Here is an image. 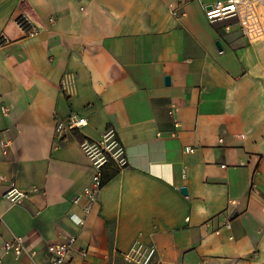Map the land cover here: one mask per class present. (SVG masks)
Masks as SVG:
<instances>
[{
	"label": "crops",
	"instance_id": "1",
	"mask_svg": "<svg viewBox=\"0 0 264 264\" xmlns=\"http://www.w3.org/2000/svg\"><path fill=\"white\" fill-rule=\"evenodd\" d=\"M217 1L0 0V264H50L72 238L70 264H133L136 242L165 264H264V37L211 24ZM71 115L87 125L58 136ZM109 128L128 167L85 217L74 200L97 169L80 143Z\"/></svg>",
	"mask_w": 264,
	"mask_h": 264
},
{
	"label": "built area",
	"instance_id": "2",
	"mask_svg": "<svg viewBox=\"0 0 264 264\" xmlns=\"http://www.w3.org/2000/svg\"><path fill=\"white\" fill-rule=\"evenodd\" d=\"M204 10L211 24L234 21L238 25L242 36L249 43H254L264 37V20L259 11L257 0H219L207 8L204 7ZM12 24L25 38H34L39 34L33 18L27 13L22 12L17 15L12 19ZM11 43L12 40L9 36L4 34L0 37V49L6 48ZM170 113L173 114V111ZM87 123L85 118L71 115L66 120L57 123L56 134L61 137L66 132L80 131ZM80 147L91 166L97 169L90 186L84 190L82 196L74 200L76 205L80 203L81 198L86 200L83 205V214L87 217L98 203L99 194L104 186L103 170L110 164H113L119 170L124 169L128 167V159L126 148L121 143L114 128L107 129L100 141L83 140ZM186 151L192 152L194 149L188 147ZM0 182H2V178H0ZM28 196V193L11 186L5 193L4 198L12 204H17L28 198ZM79 223L83 224L84 220H79ZM75 244L76 238H72L64 244L50 245L48 247L50 264H70V257ZM26 248L27 241L25 238L16 237L4 243L5 251L15 256L23 255ZM81 255L85 259L88 254L82 252ZM156 255L157 250L155 247L136 242L123 254V257L127 262L133 264H165L164 262H157Z\"/></svg>",
	"mask_w": 264,
	"mask_h": 264
},
{
	"label": "trees",
	"instance_id": "3",
	"mask_svg": "<svg viewBox=\"0 0 264 264\" xmlns=\"http://www.w3.org/2000/svg\"><path fill=\"white\" fill-rule=\"evenodd\" d=\"M119 169L115 168L113 164L107 166L106 169L103 170V185L109 183L116 175L119 173Z\"/></svg>",
	"mask_w": 264,
	"mask_h": 264
},
{
	"label": "water",
	"instance_id": "4",
	"mask_svg": "<svg viewBox=\"0 0 264 264\" xmlns=\"http://www.w3.org/2000/svg\"><path fill=\"white\" fill-rule=\"evenodd\" d=\"M218 45L220 46V44H218ZM167 81H169V79H167ZM182 193H183L184 195H187V194H188L187 189H186V188H183V189H182Z\"/></svg>",
	"mask_w": 264,
	"mask_h": 264
}]
</instances>
